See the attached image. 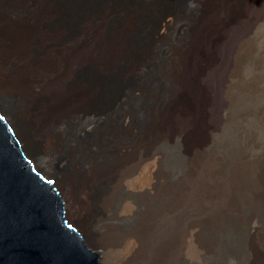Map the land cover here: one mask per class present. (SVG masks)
<instances>
[{
  "label": "bare ground",
  "instance_id": "1",
  "mask_svg": "<svg viewBox=\"0 0 264 264\" xmlns=\"http://www.w3.org/2000/svg\"><path fill=\"white\" fill-rule=\"evenodd\" d=\"M60 3L0 0V116L64 224L96 264H264L235 224L241 202L264 225V3ZM155 6L143 58L116 69Z\"/></svg>",
  "mask_w": 264,
  "mask_h": 264
},
{
  "label": "water",
  "instance_id": "2",
  "mask_svg": "<svg viewBox=\"0 0 264 264\" xmlns=\"http://www.w3.org/2000/svg\"><path fill=\"white\" fill-rule=\"evenodd\" d=\"M0 116V264H96Z\"/></svg>",
  "mask_w": 264,
  "mask_h": 264
},
{
  "label": "rangeland",
  "instance_id": "3",
  "mask_svg": "<svg viewBox=\"0 0 264 264\" xmlns=\"http://www.w3.org/2000/svg\"><path fill=\"white\" fill-rule=\"evenodd\" d=\"M60 1L61 0H59V3H60ZM84 1L88 4L89 7H91V10H93V11H96L97 8H101L105 4H107L108 6H123L126 4H131L132 2L135 4H139L141 2V0H109V1L91 0L90 2H89V0H87L88 2L86 0H84ZM201 1L203 3L206 0H201ZM260 1L264 3V0H260ZM61 5H63V4H61ZM189 6H190V4H189ZM156 7L157 6H155L154 10H151L148 14L141 12L137 16V19H136L137 28L132 32V34L128 38L130 51L128 53H126L124 56L122 55L121 61H119V65L116 67V69L122 67V70H123L125 67H127V65L131 61L139 60V59L143 58V54H144V52L148 46L146 43L147 34L144 31V27L149 25V23L152 20H154L155 14L158 11H160ZM188 8L185 10H180L179 12L187 20H189V19L192 20L193 18H196L197 13L195 12V10L191 9V8L188 9ZM202 13H203V9H202ZM202 13H201V16H202ZM82 14H84V13H82ZM120 17H121L120 11L112 9L110 16H109L107 23H106L107 30H108V28H111V26L114 25V23L117 22L118 18H120ZM160 32L162 33V35L160 36V34H159V36L157 35V37L161 40V42H159L161 45L160 46L161 48L163 47V45L165 47L167 44H170L171 42H173L175 40V37H176L175 33L168 31V30H163V29L160 30ZM155 58L156 57H153V59H152L153 62L155 61ZM148 63H149V61H148ZM151 63L152 62L150 60V64ZM152 73H153V70L150 67L149 69L144 71L143 74L141 73L139 75L132 76V78L126 82V85L127 84H134L135 82H137L138 79L141 82L142 81L147 82L149 80V78L151 77ZM220 116L222 117V120H224V121H228L229 123L233 122L234 112H233L232 107L225 106L224 108H222ZM35 147H36V149H38L37 148L38 145H36ZM257 200L264 205V196H258ZM239 206H240L241 212L238 215V218L235 222L237 230H238L239 234L241 235V236L238 235L239 239L242 240V239H245L247 236H249V237L253 238L255 240V242L261 243L262 239L264 237V225L261 222L262 220H260L256 216L248 215V213H249L248 212V206L241 205V202L239 203Z\"/></svg>",
  "mask_w": 264,
  "mask_h": 264
}]
</instances>
